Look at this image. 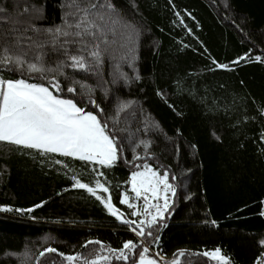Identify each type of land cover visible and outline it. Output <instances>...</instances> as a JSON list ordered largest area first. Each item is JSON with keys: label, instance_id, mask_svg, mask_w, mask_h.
<instances>
[{"label": "trees", "instance_id": "trees-1", "mask_svg": "<svg viewBox=\"0 0 264 264\" xmlns=\"http://www.w3.org/2000/svg\"><path fill=\"white\" fill-rule=\"evenodd\" d=\"M110 2L119 23L115 34L112 25L105 29L99 67H66L64 75L0 67L4 79L43 84L98 115L122 150L114 166L103 167L0 142V207L12 209L0 212V264H68L58 253L92 260L111 254L100 245L84 247L88 241L119 249L129 239L138 249L127 264L138 262L144 247L165 264H213L202 253L217 247L231 264H256L264 252V0ZM70 3L0 0V55L7 48L13 56L27 53L32 62L41 56L46 69L69 63L56 48L72 38H56L55 30L73 19ZM53 76L63 91L51 87ZM74 81L92 89L99 108L88 102L87 89L75 85L76 93L67 92ZM121 105L127 107L121 111ZM141 141L148 142L147 152ZM134 155L142 159L133 161ZM145 163L161 175L167 171L176 188L163 219L145 226L150 236H136L135 225L117 220L96 196L73 186L76 177L102 199L111 196L126 219L139 223L131 215L136 209L120 199L127 194L133 202L128 180ZM28 208L34 210L16 211ZM49 247L57 252L40 257ZM108 264L126 262L113 258Z\"/></svg>", "mask_w": 264, "mask_h": 264}, {"label": "snow or ice", "instance_id": "snow-or-ice-1", "mask_svg": "<svg viewBox=\"0 0 264 264\" xmlns=\"http://www.w3.org/2000/svg\"><path fill=\"white\" fill-rule=\"evenodd\" d=\"M73 11L68 13L73 17L72 20H65L64 28L55 30V37L60 35L71 37L59 44L56 48L61 55L65 56L69 63L61 60L55 68H44L42 57L37 56L36 62L26 59L27 53L24 55H10L9 50L5 48L3 55H0V67L13 70L10 66H14V70L23 73L27 71L31 73L56 72L58 75H64V68L70 67L78 71H90L93 66L99 67L102 62L101 45L108 43V32L105 30L110 24V29L115 34V25L119 23V19L115 18L118 13L110 2H96V0H71L67 5ZM0 12L3 9L0 8ZM183 23V21H181ZM51 32V30H49ZM68 45H75L73 51H69ZM43 45H40L42 47ZM87 53V55H85ZM240 59H244L241 57ZM258 61L260 57L256 58ZM239 61H236L238 63ZM213 63H216L213 61ZM217 68H227V65L216 64ZM43 78V76L41 77ZM138 79V77H137ZM51 87L57 92L63 91L60 82L56 76L49 81ZM79 85L81 90L87 89L89 92L88 102L94 107L99 105L91 98L92 89L80 82L74 81L73 84L67 86L68 93H76ZM127 105H121L120 110H124ZM103 112V109H100ZM264 115V111H262ZM264 135V134H262ZM0 142H7L24 148L38 150L41 155L48 153H56L64 157H72L85 162H92L103 167H112L119 159L122 151L115 140L109 134L108 124L102 123L98 115L92 111H86L78 106L73 99L62 98L54 95L48 86L40 83H30L27 79H4L0 76ZM145 151L149 147L148 142L141 141ZM140 145H137L139 147ZM142 159L138 155L133 156V161ZM56 163H62L57 160ZM140 169V165H135ZM102 175V173H101ZM175 180L176 177L172 176ZM74 187L86 189L89 193L96 196L104 205L107 211L117 220L129 226L135 225L131 231L138 237L152 235L151 232L146 233V228H151L157 223L158 218L163 219L164 213L168 211L170 206V196L176 195V188L169 182V173L165 171L162 175L158 170L153 169L147 163L142 165V170L132 171L128 183L131 185V191L135 194V199H143L144 206L138 211H133L132 216H139L141 212L150 219L128 220L124 214L120 212L112 203L111 196L102 199L96 195V190L87 184L80 182L73 177ZM96 187L107 193L109 189L101 184L98 180ZM163 200V204L159 201ZM153 201H156L153 203ZM121 204H125L130 209H136V205L130 202L127 194H122ZM38 204L35 207H41ZM155 209V213H153ZM33 208L16 209L17 212H32ZM12 211L10 207H0V212ZM264 216V209L260 212ZM215 224V221H213ZM90 244L100 245L101 250L105 249L111 255H96L95 259L89 260L87 257H81L80 254L62 256L68 264H74L75 261H82V264H100V261L108 262L113 258L117 261H125L126 264L130 259L129 254L138 249V245L132 240L123 242L121 248L116 249L103 245L100 241H88L84 247ZM264 246V240L260 241ZM55 248H46L40 253L43 257L46 253H56ZM149 249L144 247L139 251V260L133 261V264H159L156 259L147 255ZM184 251H180L178 256H184ZM203 256L209 260L215 261L216 264H231V259L223 254L222 249L217 247L214 250L205 251ZM39 259V258H38ZM163 258L161 257V260ZM170 264H179L178 259H174ZM256 264H264V252L261 258H258Z\"/></svg>", "mask_w": 264, "mask_h": 264}, {"label": "rangeland", "instance_id": "rangeland-1", "mask_svg": "<svg viewBox=\"0 0 264 264\" xmlns=\"http://www.w3.org/2000/svg\"><path fill=\"white\" fill-rule=\"evenodd\" d=\"M142 170V169H141ZM131 189V188H130ZM134 194V193H133ZM169 196H170V205H171V202H172V196H171V194L169 193ZM156 201H153V203H155ZM133 204H135L137 207H136V211H140L142 208H143V206H144V200L141 198V199H135V194H134V197H133V202H132ZM159 203L160 204H163V200H160L159 201ZM153 211V213H155V209H153L152 210ZM138 218H139V220L140 219H150V217H146V216H144L143 215V213L141 212V214L139 215V216H137ZM212 261V260H211ZM213 262V264H216V262L215 261H212Z\"/></svg>", "mask_w": 264, "mask_h": 264}, {"label": "built area", "instance_id": "built-area-1", "mask_svg": "<svg viewBox=\"0 0 264 264\" xmlns=\"http://www.w3.org/2000/svg\"><path fill=\"white\" fill-rule=\"evenodd\" d=\"M149 252H151V258L156 259L159 262V264H165L166 259L162 255H160V254H158L152 250H149ZM161 257L163 258L162 260H161ZM108 263H109V261L108 262L100 261V264H108Z\"/></svg>", "mask_w": 264, "mask_h": 264}]
</instances>
